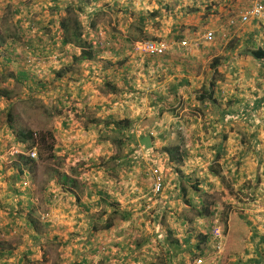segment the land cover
Returning <instances> with one entry per match:
<instances>
[{
    "label": "crops",
    "instance_id": "1",
    "mask_svg": "<svg viewBox=\"0 0 264 264\" xmlns=\"http://www.w3.org/2000/svg\"><path fill=\"white\" fill-rule=\"evenodd\" d=\"M258 2L0 0V26L19 33H1V64H23L26 97L44 99L57 162L48 234L26 198L34 168L8 164L1 148L0 264H264V60L249 52L264 50V18L228 26ZM70 18L92 58L77 61L84 50L63 42ZM150 40L172 48L135 52ZM28 48L65 61L39 79L22 62ZM153 168L165 179L158 196ZM216 220L226 236L217 262Z\"/></svg>",
    "mask_w": 264,
    "mask_h": 264
},
{
    "label": "rangeland",
    "instance_id": "2",
    "mask_svg": "<svg viewBox=\"0 0 264 264\" xmlns=\"http://www.w3.org/2000/svg\"><path fill=\"white\" fill-rule=\"evenodd\" d=\"M9 22H12L10 18H8ZM6 38H10V36L18 37L19 33H17L16 27L12 23H8L7 21H3L2 25L0 26V35L2 34ZM30 49V48H29ZM31 50V49H30ZM25 51V48H24ZM33 53V51H31ZM28 53L29 55L24 57L26 60L28 59L29 56H35V54H31L30 51L27 50L25 54ZM49 53V52H48ZM59 53V52H56ZM31 54V55H30ZM49 54H38L36 56H48ZM52 55V54H51ZM59 56V55H58ZM2 58V59H1ZM7 58L6 55L0 56V92L2 91L3 93L6 94L7 98L5 100V97H0V150H2V154H7L13 150V149H20L25 153V156L28 155V145H20L19 146V138L16 134L13 132L11 133V130L9 129L8 123H7V115L10 111H13L17 114V123L15 124V127L18 128V123H21V120L23 119L24 124V129L27 131L28 129H33L31 130L34 133V137L36 139V158L34 159V164H30V167H33V176L29 178L28 180H25L28 185H30V182L33 183L31 190L27 192H31L32 194H29V196H26V198L33 199V201L36 203L34 204L36 208L40 211V214L38 215V211L34 212V215L37 216L40 219H43L44 224L40 226L41 230H44L43 232H48L50 234V229L47 226L50 216L52 215L51 213H48L49 210L51 209V203L54 201V197L51 196V191L49 189H53L54 187L52 186L51 183V178H52V165L56 164L57 162L54 159V152H53V147L50 148L51 146H54V137L47 139V144L45 146L41 144V136L46 135L47 133H52L51 128L47 127V123L49 119L47 118L46 113H44L46 104L44 105V99L41 97L39 99H28L26 96L31 94V90L25 82H22L20 79H17L16 72L19 69L23 68V64H18V65H12L10 63L7 66H3L2 60ZM24 59V60H25ZM64 57H60L57 61H47L42 65V63L38 64V69L41 70V74L37 73L34 74L36 77L39 79L41 77H48L46 69L55 67V66H60L61 62H64L65 59ZM22 60V62H25ZM21 63V62H20ZM33 68V67H31ZM32 71V70H31ZM30 71V72H31ZM32 73V72H31ZM33 85H36L37 81L35 79H32ZM26 97V98H25ZM9 100H12L9 102ZM9 104V105H8ZM32 109L31 113L25 112V106H28ZM39 112L42 113L45 117V121H42L39 114ZM51 119V118H50ZM19 121V122H18ZM42 122L45 124V127L42 126ZM5 124V125H4ZM7 125V126H6ZM4 126V127H3ZM15 135V136H14ZM28 157V156H27ZM12 157H6L8 164L13 165L15 162L14 159L11 160ZM14 174V173H12ZM1 186V185H0ZM4 189V188H3ZM0 187V191L3 190ZM17 199V198H15ZM48 201V202H47ZM51 202V203H50ZM254 203V201H253ZM259 205H256V208ZM255 208V207H254ZM255 208V209H256ZM2 212L3 209H1ZM34 216V217H35ZM1 235H4L2 232H0ZM50 251H54L55 255H50L49 257L53 258V260L56 259L58 255L59 249H63L61 246H56L55 248H49ZM58 253V255H57Z\"/></svg>",
    "mask_w": 264,
    "mask_h": 264
},
{
    "label": "built area",
    "instance_id": "3",
    "mask_svg": "<svg viewBox=\"0 0 264 264\" xmlns=\"http://www.w3.org/2000/svg\"><path fill=\"white\" fill-rule=\"evenodd\" d=\"M264 18V4L258 2L251 6L245 7L236 17L231 18L228 21L229 27H235L238 25V23L246 24L249 23L251 20H259ZM214 33L208 32L204 36V39L206 41H213L214 40ZM182 46H187L188 42L183 41L181 43ZM172 48L171 43H169L166 40H157V41H139L134 44V50L137 53H140L145 56L154 57L159 56L161 54H165L169 52V50ZM31 55V54H30ZM60 57H64L63 55H53V56H29L27 61L28 63H31V66L35 70V74L38 73L41 74V70L38 69V64L46 63L47 61H57ZM18 154L25 153L16 149H13L10 151V156L14 157ZM36 151L30 150L28 151V157L31 159L36 158ZM151 177L153 181V187L152 192L155 196H158L163 193L165 188V179L162 173L158 168H153L151 170ZM211 240L214 243L213 251L211 252V255L209 258L212 260H215L217 262L220 257L224 254L225 248H226V236L223 232V229L221 228L219 221L216 220L213 224V227L211 229ZM206 259L199 260L197 264H204V261Z\"/></svg>",
    "mask_w": 264,
    "mask_h": 264
},
{
    "label": "trees",
    "instance_id": "4",
    "mask_svg": "<svg viewBox=\"0 0 264 264\" xmlns=\"http://www.w3.org/2000/svg\"><path fill=\"white\" fill-rule=\"evenodd\" d=\"M63 26H64L63 28L65 31V37L63 39V42L65 44H74L76 47L84 50V53L82 54V56H80V58L77 61H79V60L83 61L85 59L92 58L93 55L90 52H92V50H93V45L88 43L87 41L83 40V32H82L81 24L79 23V21L77 19L70 18L67 21V23H65V25H63ZM4 42L5 41L0 42V46H4ZM27 50L30 51L31 54H35V53H32L31 52L32 50H30L29 48ZM87 52H89V53H87ZM249 52H250L251 56H253V58H255L256 60H264V50L263 49L256 48V49L250 50ZM39 54H41V53H39ZM28 55L29 54L26 53V57ZM36 55H38V54H35V56ZM42 55H44V54H42ZM74 58H76V57H74ZM24 61H25L24 62L25 66L29 67L30 70H32V73L34 74L35 70H34V68H31L32 67L31 63H28V61L26 59ZM21 81L25 82L24 79H21ZM5 96H6V94L1 91L0 97H5ZM14 114H15V112L10 111L7 115V123H8L9 129L12 130V132L18 136L20 142L23 141L24 139H25V141H30V145L28 146L27 149L36 148V145H37L36 142L37 141L34 137V133L31 130H27V131L21 130V129L18 130L14 126V122H15V115ZM52 136H53L52 133H47L46 135H42L41 136V144H43L45 146V144H47L48 137L52 138ZM52 147L53 146L50 145V148H52ZM16 157L20 158L21 163L27 167L30 164L35 163L33 159H31L29 157H25L24 155H19ZM103 228L109 229L110 225H107ZM95 229L99 230L98 227H95ZM210 240H211V236H210Z\"/></svg>",
    "mask_w": 264,
    "mask_h": 264
},
{
    "label": "clouds",
    "instance_id": "5",
    "mask_svg": "<svg viewBox=\"0 0 264 264\" xmlns=\"http://www.w3.org/2000/svg\"><path fill=\"white\" fill-rule=\"evenodd\" d=\"M152 41H156V40H152ZM19 151H22V150H20V149H18ZM22 153H23V151H22ZM19 155H23V154H18V155H16V156H19ZM9 157H12V156H10V152H9V155H8ZM16 156H14V157H16ZM34 160V159H33Z\"/></svg>",
    "mask_w": 264,
    "mask_h": 264
}]
</instances>
